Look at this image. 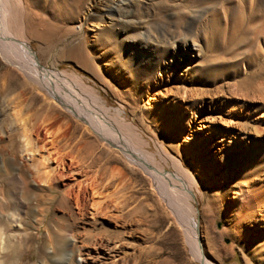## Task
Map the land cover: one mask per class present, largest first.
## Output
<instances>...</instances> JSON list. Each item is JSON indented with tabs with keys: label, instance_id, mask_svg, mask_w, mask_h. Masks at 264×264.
<instances>
[{
	"label": "rangeland",
	"instance_id": "374dc122",
	"mask_svg": "<svg viewBox=\"0 0 264 264\" xmlns=\"http://www.w3.org/2000/svg\"><path fill=\"white\" fill-rule=\"evenodd\" d=\"M116 1L22 0L15 15L23 27L14 22L10 30L41 67L79 81L82 103L99 96L110 116L122 112L149 151L164 150L201 182L193 195L200 212L212 203L221 252L205 247L215 264H264V217L258 218L264 207L242 221L251 188L229 178L240 161L252 164L251 155L264 150V0H128L112 23L107 13ZM183 46L191 51L161 77L159 63L147 62L154 52L166 57ZM13 110L28 119L45 150L52 152L54 141L66 157L55 191L39 183L21 153ZM62 123L70 141L49 138ZM84 128L0 54L1 264H138L140 258L199 264L147 179L118 164L116 149L94 146L96 137ZM91 157H100L98 168ZM163 167L174 174L171 163ZM105 168L123 178L101 181ZM93 170L105 207L94 216ZM79 188L85 207L77 218L71 198ZM62 236L73 239L67 254Z\"/></svg>",
	"mask_w": 264,
	"mask_h": 264
},
{
	"label": "bare ground",
	"instance_id": "6f19581e",
	"mask_svg": "<svg viewBox=\"0 0 264 264\" xmlns=\"http://www.w3.org/2000/svg\"><path fill=\"white\" fill-rule=\"evenodd\" d=\"M127 2L128 0H117L113 7L108 9L107 16L111 20L116 18L119 22L120 17H116V11L121 10ZM19 6H22V0H0V54L2 57L8 64L25 73L37 90L44 91L48 98L54 101L57 106L73 119L82 122V126L87 128L84 129L96 137L94 146L102 144L109 152L111 150L108 147L120 152V158H115V161L118 164L122 161L131 174L140 173L147 179L151 191L157 197L163 211L171 219V223L181 232L184 244L189 249L192 259L199 264H215L214 259L209 257L206 252V247L208 251L215 255L221 252L214 243V220L211 219L214 216L212 203L209 202L207 207L200 212L197 209V201L193 195L194 189L199 188L201 182L197 181L194 175H189L185 171L183 164L175 157L166 154L164 150L158 154L149 151L147 149L149 144L136 133L132 125L125 123L124 119L121 118V111H118L115 114L116 118H113L110 116V110L103 105L99 96L95 94H90L88 102L82 103L79 100L81 99L80 93H78L79 81L70 80L65 73L56 74L41 67L30 48L22 41L16 39L10 30L14 22H16L15 24L18 27H23V24H17L15 15V8ZM112 23H114L113 20ZM189 50L191 51L189 46L176 47L173 51H170L169 55L166 54V57H158V54L154 52L155 54L150 56L147 62L149 65L159 63L158 72H160L161 77L169 67L176 66L182 62L190 52ZM252 67H258V63L250 64V68ZM245 71H249V68L246 67ZM260 75L264 76V71ZM234 89L239 90L237 84ZM14 110L11 114V121L20 141L21 153L32 163L33 168L37 172L39 183L50 191H55L59 184V178L62 176L61 171L67 164L65 161L66 157L58 154L56 145L52 140H50L52 142V152L45 150L43 145L38 143L37 137L34 136V127L28 119ZM68 129V123H62L52 132H49L47 136L49 138H57L59 141H70L67 134ZM91 152L92 156L94 152L93 150ZM250 158L252 159V164L247 163V161H240L234 167L236 169L229 172L232 184L242 183L246 188H251V191L245 192L243 208H240L244 213L242 221L250 219L254 212H258L264 207V176L262 175L264 174V150L254 153ZM100 160V157H94L90 165L95 169L99 165ZM169 163L173 167V175L168 174L165 167H163V164L168 165ZM97 173V170H93V181L88 191L90 198L97 199L90 205L94 210L93 216L100 215L105 210L103 202L100 201L102 192H100V184L97 183ZM206 175L210 176L211 171H208ZM242 175L252 176V180L249 181L250 179H248L245 181ZM117 176L122 177L123 174L117 169L105 168L101 181L106 179L113 180ZM81 195L83 194L80 188L73 197L71 195V204L76 210L75 216L77 218L83 215L85 207ZM157 213L160 214L159 212ZM201 217L207 218V221L201 220ZM261 217H264V213L258 212L259 220H261ZM232 224L233 222L231 221ZM230 233L232 234V231ZM0 239L2 240L1 234ZM202 239H205L206 245L202 242ZM72 241L73 239L62 236L60 248L65 250V254H67L69 246L73 245ZM145 255L149 256L148 253ZM68 257L72 256L68 254ZM144 263H153V259L149 258L148 261H145L140 258L138 264Z\"/></svg>",
	"mask_w": 264,
	"mask_h": 264
}]
</instances>
